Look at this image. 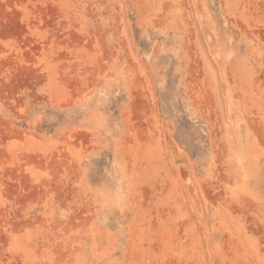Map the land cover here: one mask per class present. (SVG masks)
Instances as JSON below:
<instances>
[{
	"label": "rangeland",
	"instance_id": "obj_1",
	"mask_svg": "<svg viewBox=\"0 0 264 264\" xmlns=\"http://www.w3.org/2000/svg\"><path fill=\"white\" fill-rule=\"evenodd\" d=\"M0 264H264V0H0Z\"/></svg>",
	"mask_w": 264,
	"mask_h": 264
}]
</instances>
